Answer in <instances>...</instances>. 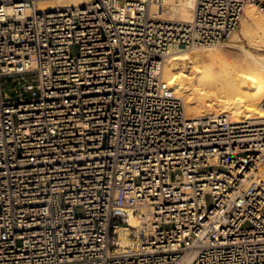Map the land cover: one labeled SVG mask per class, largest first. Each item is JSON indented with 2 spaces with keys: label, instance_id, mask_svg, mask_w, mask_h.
Returning a JSON list of instances; mask_svg holds the SVG:
<instances>
[{
  "label": "built area",
  "instance_id": "2783aa9c",
  "mask_svg": "<svg viewBox=\"0 0 264 264\" xmlns=\"http://www.w3.org/2000/svg\"><path fill=\"white\" fill-rule=\"evenodd\" d=\"M39 1L0 0V264H264V117H191L164 78L264 0Z\"/></svg>",
  "mask_w": 264,
  "mask_h": 264
},
{
  "label": "bare ground",
  "instance_id": "6f19581e",
  "mask_svg": "<svg viewBox=\"0 0 264 264\" xmlns=\"http://www.w3.org/2000/svg\"><path fill=\"white\" fill-rule=\"evenodd\" d=\"M88 1L41 0L38 9L56 11ZM195 7L196 0H166L162 11L153 8L152 14L166 20L190 22ZM244 15L241 29L224 46L195 54L175 49L168 56L164 78L175 93L185 94L191 116H209L212 108L218 107L223 112L219 114L233 116L239 122L264 117V14L257 7L248 6ZM202 60L206 62L197 65ZM205 98H210L208 104L203 102ZM130 222L138 224L135 217Z\"/></svg>",
  "mask_w": 264,
  "mask_h": 264
},
{
  "label": "rangeland",
  "instance_id": "374dc122",
  "mask_svg": "<svg viewBox=\"0 0 264 264\" xmlns=\"http://www.w3.org/2000/svg\"><path fill=\"white\" fill-rule=\"evenodd\" d=\"M245 16V15H244ZM243 16V17H244ZM240 29H241V27H240ZM239 29V30H240ZM225 45V43L224 44H222V45H220V46H214V47H203V48H196V49H186V51H189V52H192V54H195L196 52L198 53V52H202V51H205L206 49L207 50H210V49H213V48H220L221 46H224ZM247 48H249V46H247ZM200 50V51H199ZM263 53H264V50L262 51ZM204 62H206V61H199V62H197L198 64L197 65H202ZM209 63V62H208ZM187 66H190V64H188ZM196 66V65H195ZM187 74H188V72H187ZM199 88L201 89V88H204V87H201V86H199ZM208 88V87H207ZM181 95V97H183V99L185 100V94H180ZM203 100V102L205 103V104H208L209 102H210V98H205V99H202ZM185 103H186V100H185ZM220 108H218V107H216V108H212V110L210 111V115H212V114H215V113H223L222 112V110H219ZM219 110V111H218ZM226 113H228V111H226ZM188 115L189 116H191L190 114H189V112H188ZM191 117H193V116H191ZM231 117V116H230ZM233 117V116H232ZM232 117L230 118L231 120H235V121H237V119H235V117H233V119H232Z\"/></svg>",
  "mask_w": 264,
  "mask_h": 264
}]
</instances>
